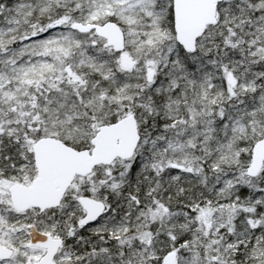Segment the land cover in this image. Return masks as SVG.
<instances>
[{"label": "snow or ice", "instance_id": "1", "mask_svg": "<svg viewBox=\"0 0 264 264\" xmlns=\"http://www.w3.org/2000/svg\"><path fill=\"white\" fill-rule=\"evenodd\" d=\"M0 264H264V0H0Z\"/></svg>", "mask_w": 264, "mask_h": 264}]
</instances>
